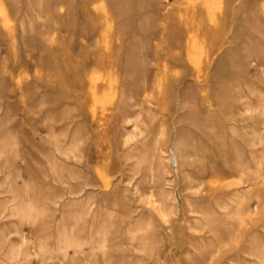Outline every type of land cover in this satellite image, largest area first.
Returning <instances> with one entry per match:
<instances>
[{"label":"rangeland","instance_id":"1","mask_svg":"<svg viewBox=\"0 0 264 264\" xmlns=\"http://www.w3.org/2000/svg\"><path fill=\"white\" fill-rule=\"evenodd\" d=\"M0 264H264V0H0Z\"/></svg>","mask_w":264,"mask_h":264}]
</instances>
